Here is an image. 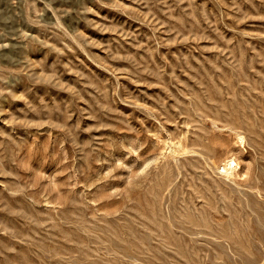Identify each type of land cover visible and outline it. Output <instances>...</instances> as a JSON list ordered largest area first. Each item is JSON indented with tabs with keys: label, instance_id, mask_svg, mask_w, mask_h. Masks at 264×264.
Returning a JSON list of instances; mask_svg holds the SVG:
<instances>
[{
	"label": "rangeland",
	"instance_id": "obj_1",
	"mask_svg": "<svg viewBox=\"0 0 264 264\" xmlns=\"http://www.w3.org/2000/svg\"><path fill=\"white\" fill-rule=\"evenodd\" d=\"M0 264H264V0H0Z\"/></svg>",
	"mask_w": 264,
	"mask_h": 264
},
{
	"label": "bare ground",
	"instance_id": "obj_2",
	"mask_svg": "<svg viewBox=\"0 0 264 264\" xmlns=\"http://www.w3.org/2000/svg\"><path fill=\"white\" fill-rule=\"evenodd\" d=\"M239 140H241L239 138ZM241 144V143H240ZM184 146V145H183ZM186 146V144H185ZM204 146V145H203ZM189 147V146H188ZM206 147H208V145H206ZM205 148V147H204ZM186 150V148H184ZM183 149V151H184ZM188 152V151H186ZM195 152V151H194ZM191 153V152H190ZM236 166H237V162L235 160V158H230L227 160L226 162V166L224 167V169L222 170V173L226 176L225 178H230L233 177L234 175H237L236 173ZM238 177V176H237ZM232 179V178H231Z\"/></svg>",
	"mask_w": 264,
	"mask_h": 264
}]
</instances>
